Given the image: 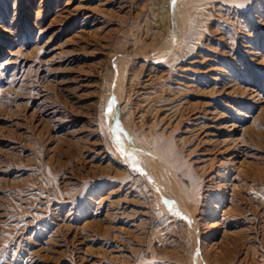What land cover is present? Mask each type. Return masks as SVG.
Segmentation results:
<instances>
[{
    "label": "rangeland",
    "instance_id": "374dc122",
    "mask_svg": "<svg viewBox=\"0 0 264 264\" xmlns=\"http://www.w3.org/2000/svg\"><path fill=\"white\" fill-rule=\"evenodd\" d=\"M149 1L0 0V264H186L189 226L201 264H264V0L244 12L212 0L202 43L171 75ZM156 139L190 163L194 200L165 205L177 222L151 203L155 165L118 149L153 152ZM216 170L238 184L226 212L228 185L206 198Z\"/></svg>",
    "mask_w": 264,
    "mask_h": 264
},
{
    "label": "bare ground",
    "instance_id": "6f19581e",
    "mask_svg": "<svg viewBox=\"0 0 264 264\" xmlns=\"http://www.w3.org/2000/svg\"><path fill=\"white\" fill-rule=\"evenodd\" d=\"M211 1L212 0H150L149 1L150 10L147 16L150 21L151 27L153 30H155L156 33H162V36L164 38V47H162L161 50H164V52L172 51V55L164 62L167 63L168 65L167 71L169 72V75H171V73L174 70L179 69L178 62L190 57L194 53L195 48L202 43L201 38L203 33L205 32L203 31L205 30L204 27L206 26L205 18L210 16L208 15L207 10L208 7L211 6L210 5ZM225 2L226 4H231V6H234L236 12L238 11L244 12L245 10H248L250 6H252L250 4V0H229V1L225 0ZM238 5H243V7H239ZM158 52H160V50ZM156 56H157L156 58L159 59L162 55L160 53V55L157 54ZM128 70L129 68H127L126 66L116 67L117 75L114 80H111L114 82L113 84L114 86L111 88V90H107L106 98L104 99L105 100L104 108L106 111H107V103L109 102V97H110L109 91L112 93V97H111L112 101L110 102L112 105L111 106L112 109H114L115 105H118V103L121 101L124 91L123 82L125 80L126 73H128ZM130 79H132V77ZM170 98H174V96L173 95L168 96L165 99L167 101L168 100L170 101L171 100ZM168 105H171V103H169ZM173 108H175V106H171L169 109L172 110ZM116 110L118 109H115L114 111ZM164 116L166 115L164 114ZM226 128H230V131L235 129L236 128L235 123L232 124L230 123V125L227 126ZM120 129H122V127ZM220 143L224 148H232V149L235 148L234 150L237 149L236 147L230 146L229 144L225 143L224 139L221 140ZM123 144L122 146L124 147ZM134 145L137 146L136 144ZM130 147L127 149H130ZM152 148H153V152L152 151L149 152L144 149L139 150V148L137 151L134 147L133 149L131 148L129 151L118 146V149L121 151L120 154L123 156L122 157L123 160L129 162L127 164L136 167V165L142 164L143 162L146 161V163L148 164L147 165L148 168H150L149 166L151 165L156 166V167L154 166V168H156L155 173H157L156 174L157 176L153 174L155 176L154 179L155 182L153 181L154 183L150 184L151 186H149L150 191L152 193L151 203H153V205L157 208L158 211L157 214L159 215V217L162 218V222L167 220L165 216H169V218L173 222H177L181 218L180 216L181 214L180 212H178V209L177 211L174 210L172 207L170 209L169 208L167 209L165 205H167V203H172L174 201L177 202L181 198L187 202H191L194 200L191 191L187 189V187L183 184V180H182L183 176L184 177L189 176V172H190L189 169L190 163H188L189 160L187 159L183 160L181 158L182 152L180 150L175 149V143L173 141L165 142L162 139H158V140L156 139V145H154ZM139 167L142 166L139 165ZM227 173L228 172L227 171L225 172L224 170H216L214 176L210 178L211 181L210 184L206 186L207 187L206 189L209 193L206 198H208L211 195L213 197L214 202L218 200L217 199L218 195L222 193V191H224L222 189L223 186L228 185L230 187L232 196H229V200H228L229 207H227V209L224 212L228 211L233 206L232 200L234 198V195L238 187V184L234 183L235 179L229 178ZM131 175L132 178H135L136 174H133L131 172ZM159 179L161 181H159ZM160 183H164V184L161 185ZM131 186L132 184H130V187ZM192 186L195 187V184L191 183V187ZM224 193H226V191ZM219 202H224V200L220 199ZM177 203L180 202L178 201ZM194 204L196 203L193 202V205ZM216 208L217 207H213V208L211 207V210L215 212ZM224 212L223 214H225ZM211 217H213V215H211ZM205 225L207 227H211L212 223L211 221H208L207 223H205ZM188 228H187L189 230L188 233L190 234L189 235L190 238L188 239L189 240L191 239L193 245H191L188 248L189 259L187 263L201 264V260L199 257L200 255L197 252L196 246H194V244L198 240L199 233L197 232L196 227L192 228L189 226ZM154 231L156 235H159L161 233L160 231L164 232L163 229L162 230L155 229ZM155 234H154V238H155ZM159 236L158 238L160 241L163 238ZM206 238L203 239V241L201 242L203 251L205 250V248L206 249L208 248L207 250L211 249L213 253L220 252L221 248L218 246H214V244L208 245L207 241H205Z\"/></svg>",
    "mask_w": 264,
    "mask_h": 264
},
{
    "label": "snow or ice",
    "instance_id": "6c2138e0",
    "mask_svg": "<svg viewBox=\"0 0 264 264\" xmlns=\"http://www.w3.org/2000/svg\"><path fill=\"white\" fill-rule=\"evenodd\" d=\"M239 7H243V5H238Z\"/></svg>",
    "mask_w": 264,
    "mask_h": 264
}]
</instances>
